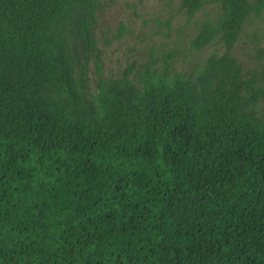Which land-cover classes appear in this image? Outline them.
I'll use <instances>...</instances> for the list:
<instances>
[{
	"label": "trees",
	"instance_id": "1",
	"mask_svg": "<svg viewBox=\"0 0 264 264\" xmlns=\"http://www.w3.org/2000/svg\"><path fill=\"white\" fill-rule=\"evenodd\" d=\"M208 3L223 53L137 82L104 76L98 0H0V264H264V86L232 54L264 0L181 9Z\"/></svg>",
	"mask_w": 264,
	"mask_h": 264
},
{
	"label": "rangeland",
	"instance_id": "2",
	"mask_svg": "<svg viewBox=\"0 0 264 264\" xmlns=\"http://www.w3.org/2000/svg\"><path fill=\"white\" fill-rule=\"evenodd\" d=\"M221 12L220 5L208 3L190 19L181 9V0H98L94 35L102 51L104 76L117 78L135 63L139 82L147 65L161 70L168 57L175 73L196 74L213 53L224 51L220 44L202 49L194 45L201 25ZM232 54L242 65L244 77L264 86V12L246 20ZM88 74L90 89L95 91L93 61ZM259 106L264 111V97Z\"/></svg>",
	"mask_w": 264,
	"mask_h": 264
}]
</instances>
